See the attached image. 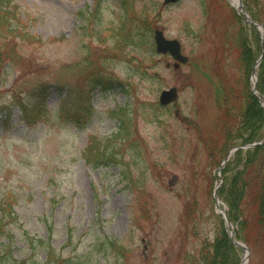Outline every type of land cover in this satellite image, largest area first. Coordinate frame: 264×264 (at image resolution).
<instances>
[{
  "label": "rangeland",
  "instance_id": "rangeland-1",
  "mask_svg": "<svg viewBox=\"0 0 264 264\" xmlns=\"http://www.w3.org/2000/svg\"><path fill=\"white\" fill-rule=\"evenodd\" d=\"M256 3L264 21V0ZM0 6V204L10 206L12 218L0 239L14 248L6 264H42L47 248L69 258L66 264H200V252L212 250L224 229L212 197L218 162L210 153L223 138L225 106H238L249 89L237 84L227 96L226 84L241 75L234 42L246 32L256 46L258 33L235 20L225 0ZM155 28L181 42L189 62L179 70L155 54ZM217 49L231 53L222 59ZM171 86L177 101L160 107V91ZM59 105L65 114L92 112L78 129L58 118ZM120 108L130 114L128 129L117 135L111 112ZM90 135L95 142L112 138L103 164L83 158ZM252 151L231 157L218 196L232 221L248 220L235 235L247 244L246 264H264V228L253 224L257 193L249 186L233 200ZM26 237L41 240L33 252ZM101 240L113 245L101 247Z\"/></svg>",
  "mask_w": 264,
  "mask_h": 264
},
{
  "label": "trees",
  "instance_id": "trees-1",
  "mask_svg": "<svg viewBox=\"0 0 264 264\" xmlns=\"http://www.w3.org/2000/svg\"><path fill=\"white\" fill-rule=\"evenodd\" d=\"M0 10H2V6H0ZM5 10V8H4ZM3 10V14H4ZM10 18H14V15H11ZM257 18L260 19V16L257 15ZM259 43V42H258ZM259 45L255 48L258 50ZM255 59V51L252 48L250 42H242L240 43V54H239V62H240V67L242 70V84H247V78L250 73L252 64ZM259 84H264V55L262 58V62L259 66ZM248 99V98H247ZM60 113V119L62 121H69L73 123L77 127H81L84 124V121L86 118H88L89 113L85 117L84 120H81L80 114L74 113L71 117L69 115H65L62 112V109L59 110ZM125 113L123 110H120L118 115L121 117ZM240 127L237 130L236 129H231L230 134L227 132L226 137H225V143L228 144L232 140H239L241 143L249 142L254 139H258L261 136L262 133V127H263V115H262V109L259 105V103L253 98L250 97L249 102H246L244 105V108L242 107L241 113H240ZM126 120L121 117V126L119 127L121 130L126 129ZM232 134V135H231ZM231 135L232 137H230ZM108 141V140H107ZM232 144V143H230ZM108 145H105V147L102 146V149H98V153L95 154L92 152V150H95V146L89 144L86 146V151L83 154V157L88 162H93L96 163L97 165L103 158H96L93 156H100L103 155L105 156L106 153L108 152ZM104 148V149H103ZM101 157V156H100ZM249 158L250 165H252L253 161L255 162L256 160L250 156H247ZM237 182V181H232V183ZM240 182V183H239ZM237 183V185L240 184L239 188L241 191L238 193L234 194V201L238 200L241 198L242 194L245 192V188H251L255 189V201L258 204L257 209L254 212L255 219H253L256 225L260 228H264V182L260 180L259 175H256L255 178H251L249 176V173L246 177H243L240 181ZM236 184V183H235ZM226 200L230 202L232 207L234 208V205L232 204V199L226 196ZM233 201V202H234ZM14 221V218H13ZM12 222L11 218V212H10V206L8 205H0V228L2 227L3 223L9 224ZM244 224L247 223V219H243ZM5 233V232H4ZM4 235V234H3ZM9 235V234H8ZM70 236V234H69ZM27 244L31 250V252L34 251L35 246L39 244L41 240H34L32 237H26ZM70 240L67 242L65 245L68 246L70 245ZM96 245V243H94ZM113 245V242L109 241H104L101 240L99 241V246L101 247H111ZM2 251H6L4 254ZM12 251L13 249L10 248L9 244L3 245L1 239H0V260L4 261L6 264V259L8 257L12 258ZM101 251V249L99 250ZM45 252V263L44 264H66L70 259L69 258H63L60 257V255H57V253L54 251L53 248H47L44 250ZM234 248L231 245L228 237L226 234L222 231V235L218 236L217 239L215 240L212 250L206 249L202 250L200 252V257H201V262L200 264H233V255ZM232 254V255H231ZM16 260V259H13ZM19 264H27V261H20Z\"/></svg>",
  "mask_w": 264,
  "mask_h": 264
},
{
  "label": "water",
  "instance_id": "water-1",
  "mask_svg": "<svg viewBox=\"0 0 264 264\" xmlns=\"http://www.w3.org/2000/svg\"><path fill=\"white\" fill-rule=\"evenodd\" d=\"M245 20L248 21V22H250V21L247 20L246 18H245ZM250 23H253V24H255L257 27L259 26V27L262 28L261 25L255 23V22H252V21H251ZM158 46H159V47H158V50L166 51V50H168V48H171L172 43H167V42H164V41H160V44H159ZM262 48H263V47H262ZM173 49H174V47H173ZM172 56H173L175 59H177V60H179V61H181V62H185V61H186L185 58H181V57H179V56L177 55V53L172 54ZM260 57H261V56H260ZM259 60H260V58H259ZM259 60H258V62H259ZM258 62H257V63H258ZM175 67H176V66H175ZM253 73H254V71H253ZM176 96H177V93H176V89H175L174 87H172V88H170V89H168V90H163V91L161 92L160 96H159V102H160L161 104H163V105H164V104H168V103L172 102V101L176 98ZM216 205H218L217 202H216ZM221 213H223V211H221ZM232 241H233L234 244H238L239 246H241L240 243L235 242L233 239H232ZM244 262H245V259H244V257H243L242 260H241V263H240V264H244Z\"/></svg>",
  "mask_w": 264,
  "mask_h": 264
},
{
  "label": "bare ground",
  "instance_id": "bare-ground-1",
  "mask_svg": "<svg viewBox=\"0 0 264 264\" xmlns=\"http://www.w3.org/2000/svg\"><path fill=\"white\" fill-rule=\"evenodd\" d=\"M61 25H62V21L61 22H57L56 25H54V27L56 29L57 27H60Z\"/></svg>",
  "mask_w": 264,
  "mask_h": 264
}]
</instances>
